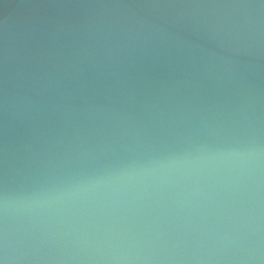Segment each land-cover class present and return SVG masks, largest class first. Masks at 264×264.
Masks as SVG:
<instances>
[{"label": "water", "instance_id": "obj_1", "mask_svg": "<svg viewBox=\"0 0 264 264\" xmlns=\"http://www.w3.org/2000/svg\"><path fill=\"white\" fill-rule=\"evenodd\" d=\"M0 264H264V0H0Z\"/></svg>", "mask_w": 264, "mask_h": 264}]
</instances>
